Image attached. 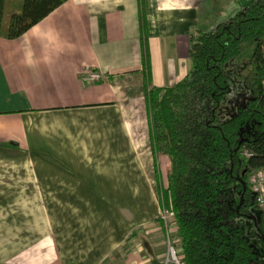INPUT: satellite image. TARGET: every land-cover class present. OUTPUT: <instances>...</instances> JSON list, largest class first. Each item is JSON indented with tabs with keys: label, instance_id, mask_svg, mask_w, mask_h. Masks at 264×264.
Returning <instances> with one entry per match:
<instances>
[{
	"label": "crops",
	"instance_id": "crops-1",
	"mask_svg": "<svg viewBox=\"0 0 264 264\" xmlns=\"http://www.w3.org/2000/svg\"><path fill=\"white\" fill-rule=\"evenodd\" d=\"M211 2L68 0L0 37V264H165L145 53L153 85L184 79Z\"/></svg>",
	"mask_w": 264,
	"mask_h": 264
},
{
	"label": "trees",
	"instance_id": "trees-1",
	"mask_svg": "<svg viewBox=\"0 0 264 264\" xmlns=\"http://www.w3.org/2000/svg\"><path fill=\"white\" fill-rule=\"evenodd\" d=\"M66 1L0 0V37H20ZM236 1L235 15L190 35L193 68L176 85L152 84L145 53L153 148L171 159L162 209L173 214L186 264H264V214L249 183L264 169V0ZM246 42L254 43L246 65L252 95L220 120L218 108L231 91L224 64Z\"/></svg>",
	"mask_w": 264,
	"mask_h": 264
},
{
	"label": "rangeland",
	"instance_id": "rangeland-1",
	"mask_svg": "<svg viewBox=\"0 0 264 264\" xmlns=\"http://www.w3.org/2000/svg\"><path fill=\"white\" fill-rule=\"evenodd\" d=\"M225 2H219L217 5L216 3H212L211 5L213 7L210 11H208L207 14V21L211 22L213 19L220 20L219 22H222L224 20H227L228 18L232 17L238 12V6L236 0H224ZM214 5V6H213ZM225 12L226 17H219V14L221 12ZM222 18V19H221ZM206 28L207 31H212L216 28ZM254 43L253 42H246L243 44V49L241 54L229 60L224 64V72L226 75V78L230 84L231 91L226 95L222 103L220 104V107L218 108V116L220 120H227L233 117L238 108L242 106L248 98L252 95L251 90L246 84V75H247V62L250 58V55L253 52ZM214 102L211 100H208L205 102V107L208 110V113H210V110L213 108ZM174 220L173 215L169 218V223L172 226V221ZM164 226V225H163ZM174 234H171V239L175 243V248L179 247V242H177V239L174 238ZM176 240V241H175Z\"/></svg>",
	"mask_w": 264,
	"mask_h": 264
},
{
	"label": "built area",
	"instance_id": "built-area-1",
	"mask_svg": "<svg viewBox=\"0 0 264 264\" xmlns=\"http://www.w3.org/2000/svg\"><path fill=\"white\" fill-rule=\"evenodd\" d=\"M101 74L98 72H91L83 76L84 81H94L101 79ZM249 155V153H247ZM249 183L256 195V200L261 212L264 214V169L253 171L249 175ZM173 215L168 209H162L161 218L164 221L165 229V242L167 249V259L165 264H186L185 261L179 256L177 247L175 248V243L171 239V234L173 233V228L169 223L170 216ZM176 241V240H175Z\"/></svg>",
	"mask_w": 264,
	"mask_h": 264
}]
</instances>
